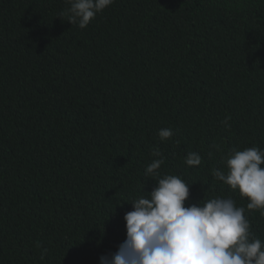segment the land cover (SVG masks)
<instances>
[{
  "label": "trees",
  "instance_id": "1",
  "mask_svg": "<svg viewBox=\"0 0 264 264\" xmlns=\"http://www.w3.org/2000/svg\"><path fill=\"white\" fill-rule=\"evenodd\" d=\"M68 7L0 0V264L115 253L153 149L185 206L231 197L264 240L262 210L214 176L264 149V0H114L83 29Z\"/></svg>",
  "mask_w": 264,
  "mask_h": 264
},
{
  "label": "clouds",
  "instance_id": "2",
  "mask_svg": "<svg viewBox=\"0 0 264 264\" xmlns=\"http://www.w3.org/2000/svg\"><path fill=\"white\" fill-rule=\"evenodd\" d=\"M67 3L61 15L83 29L114 0ZM157 135L164 141L173 132L163 128ZM152 155L159 159L145 168L144 175L155 181V187L150 192L141 188L147 195L127 202L132 210L123 216L125 239L115 253L100 256L99 264H264V240L250 231L244 207L223 196L185 206L190 184L179 175L161 176L164 158L157 149ZM201 159L191 152L185 163L199 166ZM224 160L227 171L214 170L216 179L247 198L248 210L259 209L264 215V149H233Z\"/></svg>",
  "mask_w": 264,
  "mask_h": 264
}]
</instances>
